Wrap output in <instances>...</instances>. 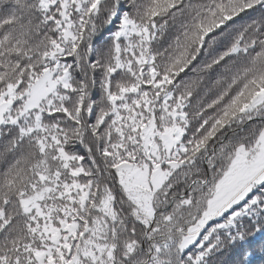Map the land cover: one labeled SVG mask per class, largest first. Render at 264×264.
I'll return each mask as SVG.
<instances>
[{
  "label": "snow or ice",
  "instance_id": "1",
  "mask_svg": "<svg viewBox=\"0 0 264 264\" xmlns=\"http://www.w3.org/2000/svg\"><path fill=\"white\" fill-rule=\"evenodd\" d=\"M0 264H264V0H0Z\"/></svg>",
  "mask_w": 264,
  "mask_h": 264
}]
</instances>
